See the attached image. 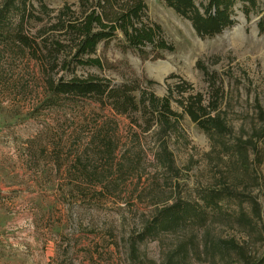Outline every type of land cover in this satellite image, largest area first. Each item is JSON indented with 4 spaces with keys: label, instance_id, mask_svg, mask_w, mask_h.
I'll return each mask as SVG.
<instances>
[{
    "label": "rangeland",
    "instance_id": "1",
    "mask_svg": "<svg viewBox=\"0 0 264 264\" xmlns=\"http://www.w3.org/2000/svg\"><path fill=\"white\" fill-rule=\"evenodd\" d=\"M66 1L76 0H46L53 8ZM145 2L149 16L160 23L174 50L162 52L161 57L143 58L114 38L97 46L96 55L106 62L103 68L81 67L78 72H96L116 83H145L151 79L155 81L151 85L155 93L164 95L167 82L178 79L166 81L171 74L205 90L203 73L196 66V61L201 60L225 79L231 100L227 114L233 121V140L240 134L244 120L248 128L255 118L254 97L258 96L264 105V31L257 25L264 13H254L247 19L236 8L237 21L233 25L201 37L188 19L163 0ZM33 65L8 60L0 52V264H129L130 236L157 205L164 204L167 198L168 203L173 200L170 197L174 193L164 184L165 174L155 163V136L150 132L141 134L137 144L128 133V117L116 115L109 107L103 109L89 99L60 100L48 105ZM105 118L117 123L115 130L107 131L106 138L118 144L113 155L100 152L103 145L96 147L97 125ZM182 130L172 137L170 148L180 169L175 180L180 185L176 194L190 197L201 184H217L232 164L215 153L207 155L209 138L187 115L183 117ZM258 148L263 150V158L254 171L260 180L240 175L235 183L252 191L264 221V145L259 143ZM79 160L97 172L104 168L107 171L105 175L98 173V177L77 175L75 169L83 165ZM123 164L131 168L126 169L127 173L119 170ZM100 180L117 185L102 192L92 188L86 193L74 186L77 182L93 184ZM209 229L214 239L235 238L240 243L244 239L243 231L226 219L216 220ZM204 235L202 228L198 231L200 242ZM161 236L140 246L155 264H164L162 251L182 238L175 233ZM188 264L241 262L231 253L216 258L202 253Z\"/></svg>",
    "mask_w": 264,
    "mask_h": 264
},
{
    "label": "trees",
    "instance_id": "2",
    "mask_svg": "<svg viewBox=\"0 0 264 264\" xmlns=\"http://www.w3.org/2000/svg\"><path fill=\"white\" fill-rule=\"evenodd\" d=\"M163 1L188 19L201 37L215 35L233 25L237 21L236 8L247 19L254 13H264V0ZM257 25L264 31V16H260ZM114 38L123 48L132 49L143 58L161 57L162 52L175 48L160 23L149 16L145 0H76L66 1L58 8L51 7L46 0H0V52L5 53L8 60H18L22 65L34 63L37 69L34 73L36 78L39 75L40 79H37L43 86L48 105L60 100L89 99L103 109L109 107L114 114L128 117L131 122L128 133L137 144L141 134L150 132L155 136V163L165 174L164 184L174 193L170 197L173 200L168 203L167 198L164 204L157 205L130 236L129 264H155L140 246L167 233L182 235V238L162 251L164 264H188L202 253L212 258L231 253L241 264H264V221L260 204L247 186L239 187L235 183L240 175L260 180L254 167L259 166L263 158V150L258 148L259 143L264 145V105L261 100L254 97L255 118L251 119L248 128L244 120L240 134L231 140L234 126L227 114L231 100L225 79L201 60L196 61V66L203 73L205 90H198L187 79L171 74L166 81L172 77L178 79L167 82L164 95L155 93L151 88L155 81L151 79L144 80L145 83L138 80L116 83L96 72H78L81 67L103 68L106 62L96 55L97 46L101 41ZM237 83L235 89L239 91ZM184 115L208 136L210 149L207 155L215 153L220 159L228 158L232 164L217 184H201L190 197L176 194V187L180 185L175 180L180 176V169L170 148L172 137L183 131ZM112 123H115L114 119L105 118L97 125L96 136L99 142L96 147L103 145L100 152L108 151L111 155L118 148L117 143L106 140L107 131L117 128V123ZM125 151L126 148L122 155ZM87 165L76 168V174L89 178L92 175L98 177V173L105 175L107 171L104 168L97 172L95 167ZM126 169L131 168H119L124 173H127ZM105 182H77L74 186L83 193L92 188L102 192L112 184L117 185L108 180V184ZM220 219L229 220L243 231L241 243L235 238L211 237L209 227ZM202 228L205 235L200 242L198 231Z\"/></svg>",
    "mask_w": 264,
    "mask_h": 264
}]
</instances>
